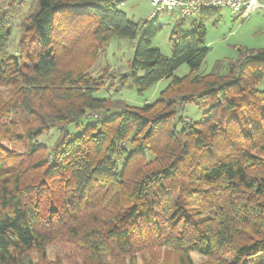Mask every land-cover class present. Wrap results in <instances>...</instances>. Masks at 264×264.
Returning a JSON list of instances; mask_svg holds the SVG:
<instances>
[{
	"label": "trees",
	"instance_id": "trees-1",
	"mask_svg": "<svg viewBox=\"0 0 264 264\" xmlns=\"http://www.w3.org/2000/svg\"><path fill=\"white\" fill-rule=\"evenodd\" d=\"M121 5L0 0V264H170L164 247L171 264H194L192 252L204 264H261L264 48L239 47L200 73L203 17L173 15L167 56L152 46L157 15L140 24ZM113 37L135 43L117 87L170 79L157 99L96 96L105 79L91 67ZM190 104L200 120L184 118Z\"/></svg>",
	"mask_w": 264,
	"mask_h": 264
},
{
	"label": "rangeland",
	"instance_id": "rangeland-1",
	"mask_svg": "<svg viewBox=\"0 0 264 264\" xmlns=\"http://www.w3.org/2000/svg\"><path fill=\"white\" fill-rule=\"evenodd\" d=\"M29 5L30 4L27 3L24 7V11L16 14V25L8 40V49L13 53L17 51V44L21 36V29L17 25H20L19 21L22 17L21 14L28 10ZM121 9L127 13L130 19L140 24H143L146 19L153 18L151 15L153 14V8L150 0H123ZM173 15V13L162 12L155 18L160 29L152 38V46L160 48L167 56H170L172 53L170 43L172 25L169 23L172 22ZM202 15V12H199L195 15V18L200 20L203 17L206 26L205 45L209 50L199 69L200 73L211 71L218 61H222L226 64L229 59L237 55V48L239 47H249L252 49L264 48V8L256 10L246 19L236 18L230 10L225 8L211 10L207 14H204V16ZM191 20L192 19H186L185 28H191ZM85 37L88 38L89 35H85ZM134 44L135 43L130 39L113 37L110 39L107 46L105 45L104 48L102 47L100 49L99 57L97 56V61L95 60L91 67L92 72L96 76L102 75V79H105V85L103 87L105 89L95 93L97 97H112V99L122 98L130 104L143 105L146 102L157 99L160 91L168 86L170 79H162L143 92H139L136 87H130V85L121 89L117 87L118 82L121 81L118 80L120 79L119 74L121 72H127L130 69L129 61L134 52ZM92 57L94 56L91 55L88 57L87 61L89 62L90 59L92 60ZM72 61L76 60L70 59L68 60V64H75ZM188 72H190V68L187 64L181 65L176 71L178 75H184ZM107 73H110L112 76V86H109L111 78ZM115 87L116 89H114ZM258 88L264 90V80L258 84ZM183 115L184 118L189 117L190 119L200 120L203 115V110L197 105L190 104L184 110ZM238 117L244 125L245 121L242 114ZM83 123L85 124L84 120ZM69 130L74 133H79L82 130V126L70 125ZM41 139L44 140L43 138ZM166 248L169 247L162 248V250H164L162 252L161 261H168V263L171 264L174 259V254L171 249ZM64 255L65 252L61 254V257L63 258ZM49 257L53 261L58 260L57 255L53 257V253H51ZM192 257L194 259V264H204L207 259L196 252H192ZM258 260H260L261 264H264V259L258 258ZM138 264H144L142 258H138Z\"/></svg>",
	"mask_w": 264,
	"mask_h": 264
},
{
	"label": "built area",
	"instance_id": "built-area-1",
	"mask_svg": "<svg viewBox=\"0 0 264 264\" xmlns=\"http://www.w3.org/2000/svg\"><path fill=\"white\" fill-rule=\"evenodd\" d=\"M150 3L152 16L168 12L183 18L194 17L209 9L225 8L236 18L246 19L256 10L264 8V0H150Z\"/></svg>",
	"mask_w": 264,
	"mask_h": 264
},
{
	"label": "crops",
	"instance_id": "crops-1",
	"mask_svg": "<svg viewBox=\"0 0 264 264\" xmlns=\"http://www.w3.org/2000/svg\"><path fill=\"white\" fill-rule=\"evenodd\" d=\"M157 18V17H156ZM170 24V23H169Z\"/></svg>",
	"mask_w": 264,
	"mask_h": 264
}]
</instances>
